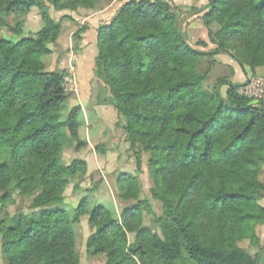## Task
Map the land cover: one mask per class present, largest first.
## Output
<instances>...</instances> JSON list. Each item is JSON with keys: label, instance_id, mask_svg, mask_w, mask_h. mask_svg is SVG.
<instances>
[{"label": "trees", "instance_id": "obj_1", "mask_svg": "<svg viewBox=\"0 0 264 264\" xmlns=\"http://www.w3.org/2000/svg\"><path fill=\"white\" fill-rule=\"evenodd\" d=\"M110 1L0 0V14L25 17L36 8L44 22L32 37L0 39V203L17 190L40 208L34 218L0 227L6 264H77L69 223L87 213L86 202L71 221L65 209L50 206L62 202L68 177L86 171L80 160L59 163L63 133L77 148L86 146L80 108L62 120L64 72L46 71L42 58L60 35L55 13ZM201 14L212 53L189 45L177 14L158 0L123 1L95 30L94 77L123 118L131 147L148 154L153 196L163 207L155 232L143 226L139 205L118 220L94 207L87 248L104 254L105 264H260L237 244L258 246L264 226V106L230 82L203 89L206 74L197 69L204 56L222 53L240 68L264 70V0H209ZM117 185L121 199H138L135 177L121 174Z\"/></svg>", "mask_w": 264, "mask_h": 264}, {"label": "rangeland", "instance_id": "obj_2", "mask_svg": "<svg viewBox=\"0 0 264 264\" xmlns=\"http://www.w3.org/2000/svg\"><path fill=\"white\" fill-rule=\"evenodd\" d=\"M164 2H166L165 4L170 2L171 5H167L172 12L175 13L177 11V7L173 0H164ZM107 3L109 2L97 3L95 10H81L95 13L99 10V7ZM78 10L74 12L64 10L57 12L54 15L55 20L60 24L62 31L66 32L62 39L63 43H65V48H63L64 60H62L63 68L52 70L64 72L63 89L67 98L61 111L62 120L66 118L69 111L73 108V102L75 103L74 98L80 94L78 67L80 63V47L83 46L84 39L82 40L81 37L83 29L78 24L79 21L75 19ZM43 25L44 22L36 8L32 9L31 13L25 17L15 13L0 14V39L17 42L32 37L33 34L43 27ZM177 25L179 28V22H177ZM211 29L214 31L217 29V26L213 25ZM94 35L95 36L92 38H96V34ZM183 37L185 38L184 35ZM196 44L193 45V47H198L195 49L199 51L201 48H204L203 51L201 50V52L204 53H212L216 49V46L212 44L213 49L210 50L205 49L207 46L201 47L196 46ZM51 54L52 53L42 58L46 71H51V68H55V60L58 58L51 56ZM197 70L202 75L206 74L202 83V87L205 90L212 89L217 83L223 81L229 82L223 77L225 73L228 72L223 71L224 69L217 65H213V63L208 61L206 56L200 60ZM237 70H239V73L243 74L240 68H237ZM249 77L259 78L262 82V90L264 92V73H251ZM94 82L97 87L95 89V92H97L96 94L99 93V90L103 91L101 87L104 86L95 77ZM225 91L222 93H225ZM96 97L99 103H103L105 98H102L100 93L99 96L96 95ZM263 99L264 93L258 101L260 102ZM123 125L124 120L119 116V124H117L115 130L110 133V135L112 134L111 138H105V140L109 141V146L106 144H100L92 149H89L86 146L77 148L76 143L70 139L69 135L63 133L65 148L61 154L59 163L66 166L74 160H80L86 163V171L82 174L68 177L69 185L63 195L62 202L58 205H51L50 207H60L65 209L69 220L71 221L75 216L79 204L81 202H86L85 211L87 213L81 216L77 222L69 223V226L72 228L75 235V256L77 264H105L106 261L104 254L94 255L87 248L88 240L94 233V227L88 223L89 213L94 207L102 206L118 220L124 209L139 205L143 211L142 224L152 232L157 231L155 227V219L163 213L162 203L153 196L155 187L152 178L148 173V154L142 151L139 146L134 148L131 147L127 135L123 130ZM121 174H128L137 179L139 183L138 199L123 200L120 198L117 181ZM259 181L264 186V167L260 171ZM2 194L3 193L0 192V197ZM32 199L33 197L31 195H21L17 190L12 192L4 205H1L0 203V227H13L21 217H36L40 208L32 207ZM260 204L264 207V199L261 200ZM257 234L259 237L258 246H253L248 240L240 241L237 245L239 248L245 250L251 256L256 258L260 264H264V226L258 228ZM133 238V234L128 235V240L130 242H132ZM0 264H6V261L1 254V237Z\"/></svg>", "mask_w": 264, "mask_h": 264}, {"label": "crops", "instance_id": "obj_3", "mask_svg": "<svg viewBox=\"0 0 264 264\" xmlns=\"http://www.w3.org/2000/svg\"><path fill=\"white\" fill-rule=\"evenodd\" d=\"M124 0H114L107 4H103L99 7L97 12H88L86 10H78L75 19L79 22L78 24L82 27V40L83 46H81L80 52V63L78 67V83L80 86V94L74 98L73 107L80 108V128H79V139L84 141L87 148H93L100 144H106L109 146V141L105 138H111V132L115 130L117 124H119V116L116 110L110 102L108 92L105 87H101L103 91L99 90L100 96L105 98L103 103H99L95 89L97 88L94 84L93 75V62L96 56V45H95V30L101 24H107L115 15L116 11L123 3ZM126 1V0H125ZM177 7V22H179V30L187 39L189 45H195L197 42L206 43L207 48L213 49V46L209 43L207 37V30L201 24L200 17L201 11L205 10L208 6L209 0H173ZM69 28V27H68ZM64 33L61 29V34L57 39L56 43L50 45L51 56L56 58L55 68L50 69H62L63 43ZM70 34V33H69ZM90 39V40H88ZM90 43V44H89ZM198 48V47H195ZM204 48H201L200 51ZM199 51V50H198ZM210 53V52H206ZM60 57V58H59ZM208 61L223 68L225 77L230 83L236 86H242L245 81L249 78L251 73H264L262 70L250 71L248 68H240L230 57L222 53H215L213 55L206 56ZM241 69L242 73H239ZM226 87H222L221 91L224 92ZM264 106V99L260 101Z\"/></svg>", "mask_w": 264, "mask_h": 264}, {"label": "built area", "instance_id": "obj_4", "mask_svg": "<svg viewBox=\"0 0 264 264\" xmlns=\"http://www.w3.org/2000/svg\"><path fill=\"white\" fill-rule=\"evenodd\" d=\"M158 1L164 2V0ZM167 4L171 5L170 2ZM237 93L255 103L259 100V98L262 97L264 93L262 90V82L259 78L257 79L249 77L246 82L237 90Z\"/></svg>", "mask_w": 264, "mask_h": 264}]
</instances>
